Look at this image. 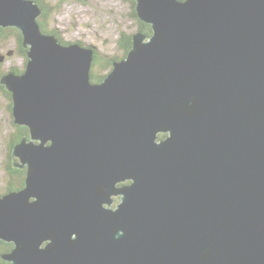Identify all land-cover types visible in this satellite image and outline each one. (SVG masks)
<instances>
[{
  "label": "water",
  "instance_id": "obj_1",
  "mask_svg": "<svg viewBox=\"0 0 264 264\" xmlns=\"http://www.w3.org/2000/svg\"><path fill=\"white\" fill-rule=\"evenodd\" d=\"M135 11L151 34L92 82V48L41 32L33 0H0L27 48L0 83L29 133L12 149L24 186L0 196L2 258L264 264V0Z\"/></svg>",
  "mask_w": 264,
  "mask_h": 264
},
{
  "label": "rangeland",
  "instance_id": "obj_2",
  "mask_svg": "<svg viewBox=\"0 0 264 264\" xmlns=\"http://www.w3.org/2000/svg\"><path fill=\"white\" fill-rule=\"evenodd\" d=\"M46 2L51 7L56 6L50 9L48 24L50 27L56 25L65 41L79 40L88 46L95 45L99 54L104 56L121 54L118 35L129 33L137 24V18L132 14L135 0H46ZM1 40H4L3 44L0 43L2 53L12 48L16 50L15 36L9 35L8 39L2 37ZM25 63L23 54L14 51L2 62V70L7 72L13 66L23 70ZM97 67L98 64L92 71L98 73L100 69ZM6 90L5 86L0 87V196L6 194L4 192L10 186L8 153L11 139L17 132L11 113V100L6 95ZM13 158V162L17 163L18 158L14 156ZM15 183L17 185L18 181Z\"/></svg>",
  "mask_w": 264,
  "mask_h": 264
},
{
  "label": "flooded vegetation",
  "instance_id": "obj_3",
  "mask_svg": "<svg viewBox=\"0 0 264 264\" xmlns=\"http://www.w3.org/2000/svg\"><path fill=\"white\" fill-rule=\"evenodd\" d=\"M42 2H43L41 4L42 5V8L39 6L40 7V13H39V15L37 17V20H39V22H40V23L39 22L38 23L41 24V25H39V28L42 26L45 29L44 31H41V32L47 33V34H53L57 39H60V40H62V42H64L62 44L78 43V44H80L82 46H86V47L92 48L94 50V56H93V60H92V63H91V68H93L96 64H98V67L97 68L100 69L99 73L102 76H106V74L110 71V69L112 68L113 61H117V60H120V59L124 58V56H125L124 54H125L126 50H129V48L132 45V36H133V34L136 33V32H138V31L142 32V30L140 28L142 27L141 22H143V21L137 16L136 11H134L135 10V8H134L135 6L133 5L132 14L136 16V18H137V24L132 29L133 31L131 30L132 32L131 31L129 33H126L125 32V33H121V34L118 35L117 41L119 42V47L122 50L121 54H118L116 56H112V55L111 56H108V55L107 56L106 55L104 56L102 54H99V52L97 51L95 45H89L88 46V45L83 44L79 40H77L75 42L74 41H65L64 38L62 37V33L60 32V30L57 29L56 25H54L53 27H50L49 24H48V21L50 22V15H49L50 9L51 8H55L56 6L53 5L51 7L50 4H49L50 5L49 6L47 4L46 0H42ZM132 4H133V2H132ZM46 10H47V12H46ZM143 23H145V22H143ZM145 24L149 25L148 23H145ZM6 27H11L13 29H17L14 26H6ZM146 29L147 30L145 32H143V33L146 34L147 36H149V34H147L146 32L149 31V29H151L150 25ZM17 30L20 32L19 29H17ZM20 34H21V32H20ZM0 43L3 44L4 43V40H0ZM16 43H17V44H15L16 50L14 48H12L11 50L7 51L6 53H2V51H0V56H2V60L0 61V78H1L2 75H4L5 73L8 72V71L7 72H3V70H2V62L9 55H11L14 51H18L19 53L23 54V56L25 57V61L27 62V55H26L27 48L24 46L23 41H22V45H19V43L17 41H16ZM95 52H96V54H95ZM105 62H107V63H105ZM25 66H26V63H25ZM14 67L18 71L20 70L16 66H13L12 68H14ZM24 69H25V67H24ZM106 69H108L107 72H105ZM9 71H11V68H10ZM22 72L23 71L20 70V72H18V73H22ZM11 109H12V100H11ZM160 135H163V136L161 137ZM166 136H167V132L161 131V132L158 133L157 138H158V140H160V139H164ZM17 162H18V160H17ZM8 165H9V163H8ZM12 165L11 166L14 167V168H16V169L24 170L25 171V174H26V170H27L26 165H24L23 167H18V166L15 165L14 162L12 163ZM10 177H11L10 186L7 189L8 191H6L4 193H8L10 191H15V190H18V189L22 188V187H20L18 189L10 190V188L15 187L14 185L11 184L14 178H13L12 175H10ZM130 182H131V180H129V179L123 180V181H119V182H117L116 186H122V185H125V184H129ZM24 183H25V177H24ZM23 186H24V184H23ZM111 198L113 200H112V203L110 204V207L115 208L117 206V204L120 202V201H118V200H120V195H112Z\"/></svg>",
  "mask_w": 264,
  "mask_h": 264
},
{
  "label": "trees",
  "instance_id": "obj_4",
  "mask_svg": "<svg viewBox=\"0 0 264 264\" xmlns=\"http://www.w3.org/2000/svg\"><path fill=\"white\" fill-rule=\"evenodd\" d=\"M33 1L36 2L38 4V6H40L42 8V5H41L43 3L42 0H33ZM46 12H47V10H46ZM38 22H39V20H38ZM141 24H142V27L140 29L142 30V32H145L147 30L146 28H148L149 25H147V24H145L143 22H141ZM39 25H41V24H39ZM40 29H41V31L45 30L42 26L40 27ZM146 33L150 35L151 34V29H149V31H147ZM9 35L15 36V38L17 39L16 41L19 43V45H22V36H21L20 32L17 29H13L11 27H2V26H0V40L2 39V37L8 38ZM58 40H59V42L64 43V42H62V40H60V39H58ZM127 52H128V50H126L124 55H126ZM95 54H96V52H95ZM105 63H107V62H105ZM11 71H14L15 73L16 72L17 73L20 72V70L18 71L15 67L11 68ZM22 71H24V69ZM104 77L105 76H102L99 72L97 73L95 70L92 71V68H91V70H90V79H91L92 82H100ZM2 86H4V85L2 84ZM2 86H0V87H2ZM6 95L8 96L9 99H11L10 98L11 97V93L9 91H7V90H6ZM11 112H12V109H11ZM14 124H15V127H17V132H16V134H14L15 137H13L11 139L10 146H9V153H8L9 165H8V170H9V173H11V175L14 178L11 184L12 185H16L15 181H18V184L15 187L10 188V190L18 189L20 187H23L24 177L26 175L24 170L16 169V168L12 167L13 166L12 163H13V159H14L13 155H12V149H13L14 145L21 140L22 137L29 138L28 128L26 126L19 125V124H16V123H14ZM160 136L162 137L163 135H160ZM12 247H13V243L12 242H6V241H3V240L0 239V264H8V262L2 258V255L4 253L8 252L9 250H11Z\"/></svg>",
  "mask_w": 264,
  "mask_h": 264
}]
</instances>
